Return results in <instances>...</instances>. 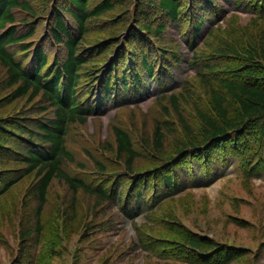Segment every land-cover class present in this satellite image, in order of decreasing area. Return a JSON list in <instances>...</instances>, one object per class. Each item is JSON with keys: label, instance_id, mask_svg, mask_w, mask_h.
Masks as SVG:
<instances>
[{"label": "rangeland", "instance_id": "374dc122", "mask_svg": "<svg viewBox=\"0 0 264 264\" xmlns=\"http://www.w3.org/2000/svg\"><path fill=\"white\" fill-rule=\"evenodd\" d=\"M99 1L90 0V4ZM112 1L124 4L94 20L88 45L96 41L108 43L110 36L123 39L135 18L144 15L143 9L139 12L138 0ZM234 1L231 4L219 0V16L204 23L207 30L193 40H197L193 48L185 40L187 34L183 35L176 24L163 32L165 47L173 53L164 58L172 66L169 75L163 76L167 82L163 91L164 84L153 82L130 103L112 102L103 113H93L86 123H74L68 128L67 146L76 160L66 162L64 167L71 176L90 183L102 181L103 185L126 181L128 176L132 181H146L154 167L167 166V160L179 150L207 140L209 127L201 116H216L211 102L213 89L226 96L233 122H242L239 103L219 82L221 78L235 77L237 72L231 69L240 66L242 60L219 55L216 48L227 42L243 49H261L264 18L245 0ZM32 2L42 14L37 18L39 38L45 35L55 3ZM152 9L149 14L156 12ZM93 53L86 64L89 72L104 60L108 50ZM207 63L211 69L205 67ZM263 71L259 69V75H264ZM5 77L6 71L0 66V80ZM237 77L251 81L244 75ZM89 78L83 76L82 81ZM254 82L264 84V78ZM0 92V96L5 92L2 85ZM34 102L44 105L26 96L5 112L32 113L28 108ZM116 125L128 131L138 152L131 168L126 155L118 152L113 131ZM157 131L162 139L160 150ZM246 133L248 137L243 135L244 141L235 151L237 156L231 157L214 179L200 178L206 182L197 184L186 181L187 187L169 192L168 197L156 200L151 208L133 217L125 216L116 203H101L95 195L59 178L53 179L43 210L37 214V178L32 175L21 179L0 197V264H195L186 262L183 256L170 255V241L179 240L180 229L173 228L179 226L172 220L191 231L243 248L245 254L230 264H264V140L257 138L258 126L248 128ZM213 147L224 151L225 143Z\"/></svg>", "mask_w": 264, "mask_h": 264}, {"label": "trees", "instance_id": "16d2710c", "mask_svg": "<svg viewBox=\"0 0 264 264\" xmlns=\"http://www.w3.org/2000/svg\"><path fill=\"white\" fill-rule=\"evenodd\" d=\"M53 1L52 19L43 32L45 35L38 38L37 18L42 14L32 0H0V66L6 71V77L0 80L5 91L0 96V197L21 179L35 175L37 214H40L50 184L59 178L75 189L95 195L101 203L117 201L122 207L132 200L127 212L131 215L136 208L147 206L148 198L153 195V198H166L169 192L181 190L186 177L196 182L200 178L213 179L218 169L237 156L235 151L244 141L242 138L248 128L258 126L257 138L260 142L264 140V84L254 82L264 78L259 75V69H264V44L261 49H243L226 42L216 48V52L240 59L242 64L231 69L237 72L235 77L221 78L219 82L239 103L244 115L241 123H234L229 115L226 96L213 89L211 102L216 116L208 117L205 113L201 116L209 127L207 140L179 150L167 160V166L154 167L146 181H132L128 176L126 181L103 185L102 181L90 183L71 176L64 167L66 162L76 160L67 146L68 128L74 123H86L90 112L95 108L101 110L107 101L123 102L143 94L152 81L164 84L163 91L167 84L163 76L169 75L172 66L164 58L173 54L165 47L163 32L169 25L176 24L183 35L187 34L185 40L193 48L197 41L193 40L201 35L205 21L219 16L221 4L219 0H138L139 12L143 9L144 15L135 18L132 28L123 37L124 43L129 45L126 49L122 39L116 36L108 37V43L87 44L94 20L114 10L116 5L124 4L123 1L100 0L94 4H90V0ZM245 2L259 10L264 18V0ZM149 9L155 13L149 14ZM156 18H159L157 24ZM117 45L120 46L116 50ZM106 50L108 55L89 72L86 64L94 57L93 52L104 54ZM205 67L212 68L210 63ZM238 75L251 81L240 80ZM83 76L90 77L89 81L83 82ZM94 80L98 81V86L93 85ZM26 96L44 105L32 103L28 108L32 113L5 112L16 100ZM113 131L118 152L126 155L131 168L138 152L130 134L117 125ZM156 133L160 150L161 134ZM217 143H225L224 151L211 148ZM127 187L129 197L125 194ZM171 222L179 226L174 229H180L177 230L179 240L170 241V255L183 256L186 262L230 264L245 254L243 248L191 231L175 220Z\"/></svg>", "mask_w": 264, "mask_h": 264}, {"label": "bare ground", "instance_id": "6f19581e", "mask_svg": "<svg viewBox=\"0 0 264 264\" xmlns=\"http://www.w3.org/2000/svg\"><path fill=\"white\" fill-rule=\"evenodd\" d=\"M141 21V20H140ZM141 23V22H140ZM130 43V42H129Z\"/></svg>", "mask_w": 264, "mask_h": 264}]
</instances>
